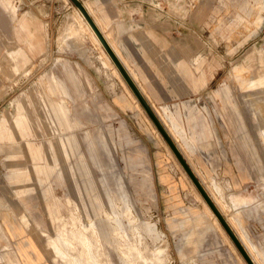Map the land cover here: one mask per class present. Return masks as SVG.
Wrapping results in <instances>:
<instances>
[{
  "label": "rangeland",
  "instance_id": "374dc122",
  "mask_svg": "<svg viewBox=\"0 0 264 264\" xmlns=\"http://www.w3.org/2000/svg\"><path fill=\"white\" fill-rule=\"evenodd\" d=\"M8 1L14 17L0 0V264H244L72 3ZM122 1L167 8L169 30L198 50L208 82L184 101L205 127L191 129L181 103L171 108L188 137L185 156L264 257V0ZM21 17L38 27L41 50L27 49ZM18 48L29 61L14 73L8 54ZM51 75L68 96L51 91ZM61 101L69 129L50 109ZM227 164L243 172L239 187Z\"/></svg>",
  "mask_w": 264,
  "mask_h": 264
},
{
  "label": "crops",
  "instance_id": "0c3cea01",
  "mask_svg": "<svg viewBox=\"0 0 264 264\" xmlns=\"http://www.w3.org/2000/svg\"><path fill=\"white\" fill-rule=\"evenodd\" d=\"M80 1L111 46L115 55L129 73L144 99L165 127L154 107L158 106L159 109H162V113L169 123L168 128L165 127V129L187 161L185 154L189 150V146L186 143L188 137L185 133V128H183L184 126L179 123L177 117L172 113L171 108L181 103L184 109H188L187 121L192 124L191 129L196 128L197 125L201 129L205 127L203 120L196 116L191 108L186 106L187 101H184L185 96L194 95L192 94L193 91H199L208 82V78L203 74L200 69L201 66H199L200 59L198 50H194L193 46L192 48L186 47L183 38L178 35L174 36L171 29L169 30V25H171L169 21L172 19L167 15V8L153 7L152 4V6L145 5L143 1L131 2L132 4L122 0ZM2 3L5 9L14 17L15 8L8 0H2ZM261 20L262 18L258 16L256 23L261 22ZM16 29L24 35L23 41L30 52L41 50V43L36 36V31H38L37 26L26 20L25 17H21L17 20ZM8 55L13 62L11 70L14 73L19 72L20 68L29 61L26 51L22 48H18ZM69 77L71 79L75 78L72 74H69ZM50 79L53 83L51 91L68 96L61 80H58L54 75H51ZM126 92L130 97L128 91ZM120 99L122 100L123 97L119 98L118 101ZM130 99L134 106L132 97ZM177 99H179V103H175ZM50 109L56 117L59 126H66L65 129L71 128L67 121L68 110L62 101L51 103ZM260 111L263 112L262 109ZM26 119L25 111L22 107L18 106L15 123L21 132L25 133L27 132ZM4 129L5 127L0 125V136ZM262 137L264 138V136ZM175 138L185 139L186 141L184 140L182 145L178 146ZM27 145L30 146L28 141ZM30 148L32 147L30 146ZM34 150L32 151L35 154L36 151ZM193 156L199 163V168L205 171V168H203L204 162L202 161L200 163V158L195 155ZM226 169V173L232 176L230 178L232 184L239 187L241 182L245 180L243 172L239 171L238 174H235L232 171V166H228V164L226 165ZM197 177L199 178L198 175ZM199 180L201 181L200 178ZM201 183L203 184L202 181ZM225 219L227 220L226 217ZM227 222L229 223L228 220ZM229 225L231 226L230 223ZM231 228L244 245L253 262L255 264H264L263 255L250 241L243 229L241 228L240 231L244 234L245 240L252 246V249L244 244L232 226Z\"/></svg>",
  "mask_w": 264,
  "mask_h": 264
},
{
  "label": "water",
  "instance_id": "95a60500",
  "mask_svg": "<svg viewBox=\"0 0 264 264\" xmlns=\"http://www.w3.org/2000/svg\"><path fill=\"white\" fill-rule=\"evenodd\" d=\"M69 1L72 3L73 6H75L79 10V12L82 14L84 19L88 23V25L91 27V29L93 30V32L97 36L98 40L100 41L101 45L105 49L106 53L110 57L111 61L116 66L120 75L124 79L125 83L129 87V89L131 90L133 95L136 97L137 101L139 102V104L143 108L144 112L146 113V115L148 116V118L150 119L152 124L155 126V128L157 129V131L159 132V134L161 135L163 140L166 142V144L168 145V147L170 148V150L172 151V153L174 154V156L176 157V159L180 163L183 170L186 172L187 176L190 178L191 182L193 183V185L195 186V188L197 189V191L199 192V194L201 195L203 200L206 202V204L208 205L210 210L213 212V214L215 215V217L217 218V220L219 221V223L221 224V226L223 227V229L225 230V232L227 233V235L231 239L232 243L234 244V246L236 247V249L238 250V252L242 256V258L245 260V262L247 264H253L249 255L247 254V252L243 248L242 244L239 242L238 238L235 236V234L233 233L231 228L228 226L225 219L222 217L220 212L217 210L214 203L212 202V200L210 199V197L208 196V194L206 193V191L204 190V188L202 187V185L200 184V182L198 181L196 176L193 174V172L191 171V169L187 165L183 156L181 155V153L177 149L175 143L173 142L171 137L168 135L167 131L165 130V128L163 127V125L161 124V122L159 121V119L157 118V116L155 115V113L153 112L151 107L149 106V104L146 102V100L144 99V97L142 96L140 91L138 90L135 83L130 78L129 74L127 73V71L125 70L123 65L120 63V61L118 60L116 55L110 49V47L108 46V44L106 43V41L104 40V38L102 37L100 32L98 31V29L96 28L92 19L90 18V16L86 12L85 8L82 6V4L79 2V0H69Z\"/></svg>",
  "mask_w": 264,
  "mask_h": 264
},
{
  "label": "bare ground",
  "instance_id": "6f19581e",
  "mask_svg": "<svg viewBox=\"0 0 264 264\" xmlns=\"http://www.w3.org/2000/svg\"><path fill=\"white\" fill-rule=\"evenodd\" d=\"M69 1V0H67ZM79 2L82 4V2L79 0ZM73 6V5H72ZM82 6L84 7V5L82 4ZM85 8V7H84ZM73 10L76 13V16L78 17L80 23L83 25V27L85 28V30L87 31V33L89 34V36L92 38V40L94 41L96 47L99 49V51L101 52L102 56L104 57V59L107 61L108 65L111 67V70L113 71L114 75L118 77V79L120 80V82L122 83L123 87L126 89V91H128L130 97H132L134 103L139 107V109L143 112V114L146 116L148 122L150 123V125L153 127V129H155V131L157 132V134L159 135V137L161 138V140H163V138L161 137V135L159 134V132L157 131V129L155 128V126L152 124V122L150 121V119L148 118V116L146 115V113L144 112L143 108L141 107V105L139 104V102L137 101L136 97L133 95V93L131 92V90L129 89V87L127 86V84L125 83L124 79L122 78V76L120 75L119 71L117 70L116 66L113 64V62L111 61L110 57L108 56V54L106 53L105 49L103 48V46L101 45L100 41L98 40L97 36L95 35V33L93 32V30L91 29V27L88 25V23L86 22V20L84 19V17L82 16V14L79 12V10L73 6ZM86 10V9H85ZM87 12V10H86ZM88 13V12H87ZM89 15V13H88ZM90 16V15H89ZM91 18V16H90ZM92 19V18H91ZM93 21V19H92ZM93 23L95 24V22L93 21ZM96 26V24H95ZM96 28L98 29V27L96 26ZM98 31L100 32V34L102 35V37L104 38V40L106 41V43L108 44V46L110 47V49L112 50L111 46L109 45V43L107 42V40L105 39V37L103 36V34L101 33V31L98 29ZM113 51V50H112ZM114 53V51H113ZM115 54V53H114ZM117 57V56H116ZM118 58V57H117ZM119 60V59H118ZM120 61V60H119ZM121 63V62H120ZM122 64V63H121ZM123 65V64H122ZM124 67V66H123ZM125 68V67H124ZM126 70V69H125ZM127 71V70H126ZM128 73V72H127ZM129 74V73H128ZM130 76V75H129ZM131 78V77H130ZM132 79V78H131ZM133 81V80H132ZM134 82V81H133ZM136 85V84H135ZM138 88V87H137ZM139 90V89H138ZM140 91V90H139ZM141 93V92H140ZM142 94V93H141ZM147 102V101H146ZM154 112V111H153ZM156 115V114H155ZM158 118V117H157ZM162 124V123H161ZM164 127V126H163ZM165 128V127H164ZM166 130V129H165ZM167 131V130H166ZM168 133V132H167ZM169 135V133H168ZM170 136V135H169ZM171 137V136H170ZM172 139V138H171ZM173 140V139H172ZM164 141V140H163ZM174 142V141H173ZM165 146L168 150V152L173 156L174 154L172 153V151L170 150V148L168 147V145L166 144V142L164 141ZM176 145V144H175ZM177 147V146H176ZM178 149V147H177ZM179 150V149H178ZM180 152V150H179ZM181 153V152H180ZM182 155V154H181ZM183 156V155H182ZM184 158V157H183ZM176 162L178 163V165L181 167L180 163L178 162V160L175 157ZM185 160V158H184ZM186 161V160H185ZM187 163V161H186ZM187 165L189 166V164L187 163ZM189 168L191 169V167L189 166ZM182 171L185 173V175L187 176L186 172L183 170V168L181 167ZM191 171L193 172V174L196 176V178L198 179V181L200 182V184L202 185V187L204 188V190L206 191V193L208 194V196L210 197V199L212 200V202L214 203L215 207L217 208V210L220 212V214L222 215V217L225 219L224 215L222 214V212L220 211V209L218 208V206L215 204V202L213 201V199L211 198V196L209 195V193L207 192L206 188L203 186V184L201 183V181L199 180V178L197 177V175L195 174V172L191 169ZM187 178L189 179V181L191 182L190 178L187 176ZM191 184L193 185V183L191 182ZM194 191L196 193V196L198 197V199L201 201L204 211L206 212V214H208V216L211 217L212 221L214 222V224L217 226V228L219 229V231L222 233L223 237L229 242L231 243V245L233 246V250H236V252L239 254V256L241 257V259L243 260L244 264H247L245 262V260L242 258V256L240 255V253L238 252V250L236 249V247L234 246V244L232 243L231 239L229 238V236L227 235V233L225 232V230L223 229V227L221 226V224L219 223V221L217 220V218L215 217V215L213 214V212L210 210V208L208 207V205L206 204V202L203 200V198L201 197V195L199 194V192L197 191V189L195 188V186L193 185ZM199 194V195H198ZM226 223L228 224V226L231 228V226L229 225V223L227 222V220L225 219ZM231 230L233 231V229L231 228ZM233 233L235 234V232L233 231ZM235 236L237 237V235L235 234ZM238 238V237H237ZM239 240V238H238ZM239 242L242 244V242L239 240ZM243 248L245 249L244 245L242 244ZM51 247V246H50ZM53 248V246L51 247ZM59 251V250H58ZM245 251L247 252V250L245 249ZM248 254V252H247ZM249 255V254H248ZM250 257V255H249ZM251 259V257H250ZM252 260V259H251ZM253 262V260H252ZM253 264H255L253 262Z\"/></svg>",
  "mask_w": 264,
  "mask_h": 264
}]
</instances>
